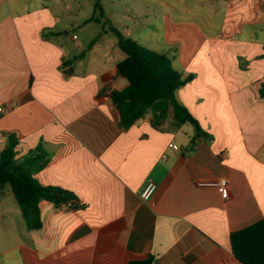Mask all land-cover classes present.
Instances as JSON below:
<instances>
[{
  "label": "crops",
  "instance_id": "0c3cea01",
  "mask_svg": "<svg viewBox=\"0 0 264 264\" xmlns=\"http://www.w3.org/2000/svg\"><path fill=\"white\" fill-rule=\"evenodd\" d=\"M87 1L0 0V151L43 143L35 177L75 195L28 230L0 188V264H242L230 235L264 217V0H101L102 17ZM113 29L194 76L176 97L209 136L171 114L118 126Z\"/></svg>",
  "mask_w": 264,
  "mask_h": 264
},
{
  "label": "trees",
  "instance_id": "16d2710c",
  "mask_svg": "<svg viewBox=\"0 0 264 264\" xmlns=\"http://www.w3.org/2000/svg\"><path fill=\"white\" fill-rule=\"evenodd\" d=\"M96 14L99 17L103 16L101 0H95L94 15ZM94 18L96 20V17ZM113 33L125 54L124 59L117 65V75L128 81L125 89L112 90L109 93L111 102L119 114L118 126L122 130H127L139 120L150 116L152 126L159 127L171 114L177 125L187 124L193 127L195 136L192 138V144L209 136L176 97L177 91L193 80L194 76L177 71L172 65V58L167 54L153 51L134 39L123 36L117 29H113ZM84 54L75 57L70 64L81 59ZM261 95H264V85ZM18 144L17 136L11 133L0 151V188L6 185L10 187L26 228L35 230L42 226L40 213L42 201L60 207L68 203L73 204L75 195L58 186L43 185L35 177L50 160L43 143H39L20 157L17 152ZM230 243L232 252L240 263L264 264V217L248 227L233 232L230 235ZM155 262L154 258L149 257L127 264Z\"/></svg>",
  "mask_w": 264,
  "mask_h": 264
},
{
  "label": "rangeland",
  "instance_id": "374dc122",
  "mask_svg": "<svg viewBox=\"0 0 264 264\" xmlns=\"http://www.w3.org/2000/svg\"><path fill=\"white\" fill-rule=\"evenodd\" d=\"M86 4H85V6L83 7V9H82V11L80 12V14L81 15H83V16H88V14H91V13H93V6H94V3H95V0H88L87 2H85ZM110 5V4H109ZM117 7H119V6H116L115 8H117ZM122 12L121 11H117V18H121L123 15L121 14ZM97 16H98V14H96ZM122 19V18H121ZM137 27L139 26V25H136ZM168 31L170 32V33H172L173 32V29H171V28H169L168 29ZM75 33L76 34H81V32L80 31H75ZM174 34V33H173ZM62 39L63 40H68V38L66 37V36H64L63 34H62ZM69 41V40H68ZM188 126V125H187ZM189 128H191V126H188ZM4 191L7 193V195H8V197H7V200H6V205H8V207L9 208H11V209H13L16 213H17V215H18V217H19V219H20V221L21 222H23V217H22V215H21V212H20V209H19V206L17 205V203H16V201H15V199H14V196H13V194H12V192H11V189H10V187L8 186V185H6L5 187H4Z\"/></svg>",
  "mask_w": 264,
  "mask_h": 264
},
{
  "label": "built area",
  "instance_id": "2783aa9c",
  "mask_svg": "<svg viewBox=\"0 0 264 264\" xmlns=\"http://www.w3.org/2000/svg\"><path fill=\"white\" fill-rule=\"evenodd\" d=\"M74 38H76V36H74ZM5 111H6V109L4 107H1L0 108V114L1 113H4ZM169 147L172 148V149H174V150H178L179 149V147L175 143H173V142H171L169 144ZM226 183H227L226 180H222V181H220L219 184H221V185L224 186V185H226ZM155 190H156V184L154 182L148 183V185L146 186V188L144 189V191L141 193L140 198L143 201L150 200V198L153 195V193L155 192ZM66 205H68V204H66ZM62 206H64V205H62Z\"/></svg>",
  "mask_w": 264,
  "mask_h": 264
}]
</instances>
